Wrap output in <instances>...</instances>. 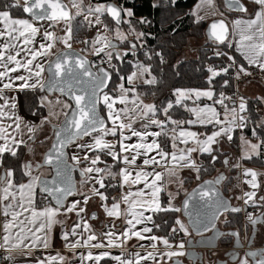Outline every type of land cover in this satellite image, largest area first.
<instances>
[{
	"label": "snow or ice",
	"instance_id": "obj_1",
	"mask_svg": "<svg viewBox=\"0 0 264 264\" xmlns=\"http://www.w3.org/2000/svg\"><path fill=\"white\" fill-rule=\"evenodd\" d=\"M70 3L71 7L76 9L72 15L67 10L68 5L61 0H23V3L21 0H4V3L0 4V24L3 25L0 28V37L4 38V42L0 44V67L3 68V71H0V100L3 101L0 104V118L7 117L13 121L14 134L23 136L21 127L23 125V128L32 134L28 139L33 144L36 143V133L42 132L46 126L52 132L51 137L45 136L43 140H40V144L43 145L51 139L50 147L44 154V162L33 165L28 161L21 164V174L17 177L16 169L5 165L3 154L8 152L12 157H17L16 147L20 144H25L28 152L32 154H34V148L28 145L27 141L15 139V135L9 138L5 127L0 125V139L5 141L4 144H0V169H2L0 171V213L4 217L2 234H0V251L3 253L0 264H52L54 261H60L62 264H83L85 260L99 264L105 257L116 261L117 264H134L132 257H135V264H140L141 259H154L152 253L147 257H141L139 253H131L128 257L122 258L123 253L120 256H114L108 251L94 254L89 250L86 255L76 252V249L81 247L102 249L116 246V233L111 230L103 233L108 239L107 245L98 240L94 233H89L85 239L84 232L78 231L81 227L88 230L89 225L81 215L86 211L88 197L68 201V197L81 195L77 192L73 177L76 171H79L81 184L91 178L94 184L100 185V188L121 189L123 195L120 200L127 206L125 219L130 226L125 228L121 235L126 237L131 233L140 239L147 238L152 242L150 246L153 249L157 247L155 242L159 241L166 250L161 253L162 256L171 258L185 255L183 241L176 244L171 241L180 232H183L185 236L190 235V228L201 236L202 242L215 240L221 236H230L236 239L239 246L238 231L222 232L217 227L221 216L245 210L230 205L216 188V185L225 179L223 174L215 180L203 181L190 193L185 191L178 205L173 201L179 196L183 181H179V187L175 192H168L166 204L161 203L160 193L164 190L166 183L163 181V176L176 175L177 167L191 169L196 173L197 180L200 179L201 170L208 171L203 163H197L193 153L206 154L213 166L218 161L227 166V158L220 161L219 150L214 149L212 145H218L220 137H226L228 141H232V133L237 128L241 129L240 142L246 146L241 159H251L253 155L259 156L264 149V132L257 131V129L264 130V117L253 120L250 115H241L247 111L243 97H240L238 108L234 101L229 107L225 104V100H231V97L226 96L223 91L219 92L217 97L213 90L214 78L221 73L227 76L230 69L235 72L237 79L241 74L252 75V67L264 72V0H252V3L256 5L253 13H249L247 5L242 3V0H228L227 7L230 10L245 13L249 18L234 19L231 31L228 23L223 19L213 21L209 26V35L214 37L215 41L226 44L229 49L233 47V41L235 43L234 53L230 54L221 50L213 53L215 58L226 57V66L216 68L209 65L206 89L175 88L173 89V95L177 97L175 102L168 100L166 105L162 103L160 106L154 103L145 104L140 97L146 93H140L134 85L138 75L144 76L146 85L158 83L157 77L151 72L150 64L145 65L139 59H129L127 63L132 66L133 71L124 73L120 64L113 63V61L124 62L129 53L132 57H137L138 45L143 47V38L146 34L138 31L133 25V10L124 8L123 5L104 3L95 5L89 3L85 7L82 0H70ZM210 6H212V0H201L196 10L191 13L196 18L194 22L203 19L199 15L200 11ZM20 8L23 13L30 16V19L13 18V10ZM105 13L115 22V39L126 44V47L121 50L119 44L98 32L91 40V54L100 59V64L97 65L81 53L70 51L73 31L71 21L76 15H83L84 21H81V26L86 22L89 27H93L103 23L101 17ZM92 16L95 17L94 20L89 19ZM42 21H47V25L41 26L39 22ZM61 21L64 23V36L54 37V28ZM147 22L143 17L138 21L140 24ZM121 24L129 26L127 33L122 31ZM104 28L106 32L112 31L107 24H104ZM129 34H134L135 40L128 41ZM229 35L233 39H228ZM37 36L40 37L39 41L36 39ZM237 36L239 38L235 39ZM21 40L23 47H19L17 43ZM78 42L85 45L82 51H88V40ZM56 43H62L68 50L56 54L54 59H49ZM37 44L38 47H36ZM29 45L32 47H28ZM21 52L25 54L24 58L18 59ZM143 54L148 60H151L153 56L157 57L161 65L166 62L162 52L145 49ZM236 54H239L242 59L237 58ZM105 64L108 65L107 68ZM20 69H23L22 73ZM44 72L48 73L46 80L43 77ZM10 73H17V75L10 76ZM113 75L116 81H113ZM15 81L20 83L16 84ZM110 81L112 82L111 90L106 91ZM229 82L228 79H224L222 87L228 86ZM5 89L32 90L33 92L38 90L41 93L37 97V104L30 109V114L38 117V123L26 122L17 114L15 97H8ZM54 93H59L60 96L49 99V96ZM63 96H67L68 101L60 98ZM192 96H195L197 100L203 97L213 101L214 104L221 105L224 109V119L221 120L219 118L221 113L209 104L191 108L185 105L186 111L195 119H174L169 111L173 109V104L180 105L182 100ZM117 102L123 107L114 108ZM129 104L132 105L131 108ZM160 115L164 118L160 119ZM137 117L141 120L139 128L135 127ZM125 118H128L130 122L125 123ZM184 124H187L189 128L181 127ZM209 124L213 129L210 134L190 130L193 125L207 126ZM249 124L252 125V138L258 143H252L243 133V129ZM153 128L158 130L154 131ZM169 132L171 136L168 135ZM107 136H112L114 140L105 139ZM84 137H90V139L80 143L79 141H82ZM133 137L136 138L135 142H132ZM160 137L163 139H158ZM149 138H151L150 142ZM177 141L185 145L191 141L193 146L178 148ZM70 146L77 149L71 154V164L67 151ZM80 150L94 152L91 158L85 154L87 166L83 168L79 166ZM129 151L132 154L122 155ZM100 153L111 157L113 163L109 165L102 160ZM151 153L154 154L150 155ZM138 158H142L139 163ZM100 164L104 167H100ZM117 165H120L118 169ZM45 166L54 171L51 179L34 174V169L38 172ZM239 166V163L233 165V167ZM92 173H95V176L90 177L89 174ZM244 174L251 176L247 183L256 189L258 174L250 169H245ZM105 177L116 183L106 185ZM125 185L128 186L126 190ZM138 185L142 187H133ZM94 191L101 201L108 200L104 192L98 189ZM244 195L247 197L244 201L245 205H248L249 201L253 205L256 204V201L252 199L256 195L254 191L246 192ZM260 200L264 202V196L260 197ZM119 204L120 201L113 198L110 209L106 203L103 207L108 216H118ZM71 212L76 213L79 223L74 222L70 228H67L64 226L65 221L60 220L59 216L66 217L67 213ZM145 212L149 215H145ZM25 213L28 215H24ZM157 213L177 214L172 217L171 223L167 220L163 221L170 230L169 235L157 236L153 232V229L161 227L153 219V214ZM128 215L131 219L127 218ZM181 216L187 218V223L181 219ZM90 218L95 219V213ZM248 220L252 225L258 221L264 222V213H261L260 217H253L249 213ZM223 223L227 225L229 221L225 219ZM58 224L61 226L59 237L63 241L64 248L71 252V257L61 255L59 252L55 256L48 255L43 259L35 257L36 250L49 247L50 239ZM136 225H142V227L133 232ZM206 232H212L213 236L205 237ZM143 234L150 235L145 237ZM92 241L95 243H90ZM16 253L33 258L19 260ZM230 255L236 258L235 253ZM258 256L259 259H257ZM249 257L252 258L253 264H264V252L256 251H247L243 258L238 259V264H249ZM173 264H179V261H174Z\"/></svg>",
	"mask_w": 264,
	"mask_h": 264
},
{
	"label": "crops",
	"instance_id": "obj_2",
	"mask_svg": "<svg viewBox=\"0 0 264 264\" xmlns=\"http://www.w3.org/2000/svg\"><path fill=\"white\" fill-rule=\"evenodd\" d=\"M22 2H23V0H22ZM242 2H244L245 5H247L249 13H253L254 10L256 9V5L252 3V0H242ZM200 3H201V0H198L197 3L195 4V6L193 7V11L196 10V6ZM199 15L202 16L203 19L199 20L198 22H206L207 24L210 21L217 19V18H222V19L226 20L228 23V26L230 27V31H231L232 21L234 19H236V18H243V19L249 18V16L246 15L245 13H232V12L228 11L224 7L222 0H212V6L207 7L206 9H202L200 11ZM193 17L196 20L195 16H193ZM13 18H28V17L18 16V17H13ZM47 23L48 22H42L39 24L41 26H46ZM2 27H3V25L0 24V28H2ZM59 29L60 28L58 26L57 27L55 26L54 37L64 36L63 30L60 32L61 34L57 33V30H59ZM238 38L239 37L237 36L235 39H238ZM36 39H37V41H39L40 37L37 36ZM229 39L230 40L233 39L231 37V35H230ZM3 42H4V38L0 37V44H2ZM17 43H18L19 47H23L22 40L17 42ZM60 45L63 48H61ZM202 45H203V41H198L197 39H191L189 46H187L181 54L182 58L183 59H194L195 57H197L198 49ZM28 47H32V45H29ZM36 47H38V44L36 45ZM63 49H65V47L62 43H56L54 45L53 49L51 50V56L49 57V59H52L56 53H58L59 51H61ZM214 50L215 51L221 50V51L229 52L231 54V53H234V51H235V43L233 41V47L231 49H229V48H226V49L215 48ZM12 54H15V53H12ZM6 55H7V52H6ZM24 55L25 54L23 52H21L17 58L23 59ZM236 55L239 57V54H236ZM239 58L242 59L241 57H239ZM9 67H12V65H9ZM216 68H219V67H216ZM252 68H256V67H252ZM0 71H3L2 67H0ZM20 72L22 73L23 69H20ZM45 73L46 72L43 73L44 79H46ZM221 74H223V73H221ZM9 75L15 76V75H17V73H10ZM5 82H7V78H5ZM14 83L19 84L20 82L15 81ZM134 85L137 89L139 86H147L144 83V76L138 75L137 78H135V80H134ZM150 86H152V85H150ZM126 87H127V85H126ZM204 89H206V88H204ZM23 91H32V90H23ZM23 91H21V90L12 91L9 89H5V94L8 97H15V103L17 105L15 111L17 112V114L19 116L23 117L26 122L27 121L35 122L33 116H29V115L25 114L26 112L23 109L22 101H21L22 100L21 94ZM138 91L140 93H143L142 90H138ZM238 94H239V97L244 98V101L246 104H247V101L249 99H258L259 101L263 102L264 99H262V98H264V80H258V78L257 79L244 80L243 82H241L239 84ZM129 95H131V94H129ZM55 96H57V95H55ZM49 97H52V96H49ZM174 97L176 100L177 97L175 95H174ZM140 98L143 100V102L145 104L154 103L152 101V99L145 97L144 94L141 95ZM184 102H190L191 103L189 108L195 107V106L203 107L204 104H209V105H212L213 107H215L218 110V112L222 111V109H223L221 107V105L214 104L213 101L207 100L206 98H203V97L200 98L199 100H197L195 98V96H192L189 99L182 100L181 104ZM2 103H3V101L0 100V104H2ZM238 105H236L237 108H238ZM228 106L231 107L232 105L230 104ZM122 107H123V105H120L118 102L114 105V108H122ZM129 107L131 108L132 105L129 104ZM6 110L11 111L10 109H6ZM223 111H224V109H223ZM241 115H246V113H243ZM163 118H160V119H163ZM189 118L195 119V117L192 116L191 113H189V117L187 119H189ZM219 118L221 120H223L224 115L221 114ZM61 119H63V117H61ZM187 119H185V120H187ZM124 122L128 123V122H130V120L128 118H125ZM140 123H141V120L139 117H137L135 127L139 128ZM0 125H3L5 127V132L7 133L9 138H11V137H13V135H15V139H17V140L22 139L24 141H27V143L31 144L32 147L34 146L32 144V141L28 139V137L32 134L28 133L27 129L23 128V125L21 126L23 129V136H21L19 134H14L15 124L13 123L12 120L8 119L7 117L0 118ZM169 127H171V126H169ZM181 127L186 128V129L189 128V126L187 124H184ZM152 130L155 131L158 129L153 128ZM190 130L197 131L200 133L207 132L208 134H210L213 129H212V125L209 124L207 126L193 125V126H191ZM240 134H241V129L237 128L232 133L233 139H234V136H236L235 142L233 141V139H232V141H228L226 137H220V138H218L220 141L219 144L218 145L217 144L212 145V147L214 149L219 150V157L221 159H224L226 157L229 164L232 163L235 159H239L241 161L244 160V159H241V157L244 155V152L246 151V146L241 144L240 138H239ZM36 135H37V133H36ZM168 135L171 136V132H169ZM244 135H245V133H244ZM110 138H111V136L105 137V139H107L109 141H110ZM246 138H248V137L246 136ZM88 139H90V137H84V139L82 141H79V142L83 143L85 141H88ZM158 139H163V137H160ZM248 139H250V138H248ZM113 140H114V138L112 139V141ZM150 140H151V138H149V142H150ZM250 140L252 143H258V141H254L252 139H250ZM135 141H136V138L133 137L132 142H135ZM4 143H5V141L3 139H0V144H4ZM22 145H25V144H20L18 147H16L17 152H18L19 147ZM177 146H178V148H185V147H191L193 145H192L191 141L189 142L188 145L179 143V141H177ZM76 150L77 149L70 146L69 151H68L69 157H71V154L73 152H76ZM4 154H9V153L5 152ZM130 154H132V153L129 151V152L123 153L122 155H130ZM153 154L154 153H151L150 155H153ZM192 155L196 159L197 163H202V160H199L200 159L199 154L193 153ZM260 155H264V149L261 150ZM83 156H84L83 154L80 155L82 160L84 159ZM259 156L253 155L252 157H259ZM141 159L142 158H138V163L140 162ZM70 161H71V159H70ZM112 163L113 162L111 161L109 164L111 165ZM228 165L224 166V169L228 168ZM79 166L81 168H83V167L87 166V164H83V165H79ZM99 166L102 167L101 165H99ZM245 169L253 170L258 174L257 175L258 187L256 189H253L247 183V181L251 179V176H245V174H244ZM44 170L46 171V173L44 175L42 173H40V170L38 172L34 171V174L50 177L51 171L49 169H44ZM158 170H160V169H158ZM238 172H239V170H238ZM193 173H195V172H193L191 169H189L187 167H185V168L177 167V174L176 175L168 176L167 174H165L163 176V181L166 183L164 184V190H162L160 193L161 203L166 204L168 201V192H175L177 190V188L179 187V181H183V188L181 189L179 196H177L175 198V200L173 201L175 204L178 205L180 203V201L183 199L185 191H187V192L189 191L188 188L186 187V186H188L187 185V177L188 176H186V175L193 174ZM89 175H90V177H92V176H95V173H92ZM239 176H240V181H239V184H237L239 186V192H240V186H243V193L244 194L246 192H253V191L256 193V195L252 198L253 200L256 201V204L253 205L252 202L249 201L250 207H252V208L256 207L259 210L257 213L253 214V217H256V216L260 215L261 213H264V202H262L260 200V197L264 196V166L261 168L255 167V166H248V167L246 166V167H244V169L241 172H239ZM77 178H78V184H77L78 190L77 191L79 193H81V195L80 196H72L68 199V201L78 200V199L82 200L83 197H85V196L88 197V202L85 206L86 211L84 213H81V215L84 217V220L89 225L88 230H85L81 227L80 229H78V231L84 232V238L85 239L87 238V235L89 233H94L97 236L98 240L103 241V243L105 245L108 244V239L106 236L103 235V233L108 232L109 230L116 233V241H115L116 246H109V247H105L102 249L81 247V248L76 249L77 253H84L86 255L89 250L92 251L94 254H98L101 251H108L114 256H120L123 253L122 258L128 257L129 254H131V253H139V255L141 257H147L148 254H150V253L154 254V259H141L140 264H170L173 259L180 257L179 256V257L169 258L166 255L162 256L161 253H164L166 250H165L164 245L162 243H160L159 241L155 242L157 244V247L155 249H153L150 246V243H152V242H150L147 238L140 239L131 233H129V235L126 237L122 236L121 233L125 230V228L130 227L127 225V222L125 219L127 206L123 203V201L120 200V197L123 195L122 190L118 188L119 193L116 195V197H114L117 201H120L119 208H118L119 215L110 217L107 215L103 205L106 203L110 209L113 201L112 202L101 201L99 195H97L96 192L94 191V189H98L100 192L105 193L103 188H100L99 184H94V181L91 178H89L88 181L84 184L80 183L81 177H77ZM106 180H108L107 177H105L104 183ZM114 183H116V181H114ZM127 187L128 186L125 185V190L127 189ZM133 187L134 188L142 187V185L133 186ZM244 194H243L242 201H245V199H247V197ZM17 199H19V196H17ZM239 203H242V202L239 201ZM93 213H95V215H96L95 219L90 218ZM24 215H28V213H25ZM145 215H149V213L145 212ZM127 218L131 219V216L128 215ZM3 219H4V217H3L2 213H0V234H2ZM59 219L65 221L64 226L67 228H70L74 222L79 223V221L77 219V215L75 212L67 213L66 217H65V215H60ZM153 219H154V215H153ZM181 219L183 220V218H181ZM141 227H142V225H136L132 231L133 232L138 231L141 229ZM60 228H61V226L58 224L55 228V233H54L53 237L50 239L49 247L47 249L36 250L34 252L35 257H39V258L43 259L44 257H46L48 255L55 256L58 252L61 255H64L66 257H71V255H72L71 252H68L64 248L63 241L59 237ZM13 231H15V229H13ZM258 231H259L258 235L256 236L254 244H253L254 248L264 247V222L260 223V225L258 226ZM143 235L145 237H147L150 234H143ZM187 237H189V236H187ZM187 237L185 238V240H186L185 246L188 243ZM121 241H122V243H121ZM90 243H95V241H92ZM141 245H142V247H141ZM16 255L18 256L19 260L32 259L33 258L31 256H29V257L22 256L19 253H16ZM132 258H133V261L135 264V257H132ZM52 264H62V262L54 261V262H52ZM83 264H94V261L85 260L83 262ZM99 264H117V262L105 257L104 259H102L99 262Z\"/></svg>",
	"mask_w": 264,
	"mask_h": 264
},
{
	"label": "trees",
	"instance_id": "obj_3",
	"mask_svg": "<svg viewBox=\"0 0 264 264\" xmlns=\"http://www.w3.org/2000/svg\"><path fill=\"white\" fill-rule=\"evenodd\" d=\"M98 3H115L120 6L123 5L124 8H130L134 12L132 17L133 25L138 31H142L146 34L144 39L145 49H152L153 51L162 52L165 63L160 64L159 59L155 56L151 60H148L144 56L142 50H138L137 59L144 63L145 65H151V72L157 77L158 83L155 85L139 86L138 90H142L145 97L152 99L154 104L160 106L162 103L166 105L168 100L175 102V97L173 95V89L182 88H199L204 89L208 87L207 77L209 73L207 72V67L217 63L216 67L226 66L227 59L226 57L215 58L213 56L215 48L226 49V44H216L210 41H207L205 35V27L207 26L206 22H194L195 19L191 15L193 7L198 0H92ZM4 0H0V4H3ZM155 5V6H153ZM13 17L23 16L27 17L22 8L14 9L12 12ZM146 18L147 23L140 24L138 21L140 18ZM104 22L111 25L115 28V23L111 18H109L106 13L104 16ZM81 18L73 19V38L74 41L83 40L88 36V28L86 22L81 26ZM124 26L122 24L120 27ZM112 29V28H111ZM191 39H197L198 41H203V45L198 49L197 57L194 59H183L182 52L189 46ZM126 45V44H125ZM138 48L139 45H138ZM129 57V56H128ZM237 58H239L237 56ZM126 58L124 62L114 61L115 64L121 65V70L124 73H130L133 71L132 66L127 63ZM136 59V57H135ZM240 59V58H239ZM229 74H231V69ZM229 74L225 76L221 74L218 77L214 78L213 90L219 95V92L223 91H233L234 82L230 79ZM224 79H228L230 82L228 86L222 87V82ZM113 81H116L115 75H113ZM112 82L110 84L109 90H111ZM154 93V94H153ZM41 93L37 90L33 91H23L21 94L22 97V106L25 114L33 116L30 114V109H33L34 105L37 104V97ZM258 104L264 109V101L261 102L258 99H249L247 101V111L246 114L250 115L253 120H257L262 115L254 109V105ZM185 105L190 107V102H184L180 105L173 104V109H170V114L174 119H187L189 117L188 111L185 109ZM45 114H46V110ZM37 117V116H36ZM159 118H163V115H160ZM252 125L249 124L243 132L245 135L254 140L251 135ZM258 132H264V130L257 129ZM52 135V132H51ZM233 141H236V136H234ZM31 145V144H28ZM46 148H49V140L45 143ZM17 157H12L10 154L4 155V163L7 166H10L16 169V176L18 177L21 174V164L30 161L33 164L32 153L28 152V149L25 145H22L18 149ZM264 155L259 157H252L251 159H244L242 163L248 166L263 167L264 166ZM199 160H202V163L205 168L208 169L207 172L201 170L200 179L197 183L208 179L214 178L219 174H223L225 179L222 182V191L226 196H234V190L238 188L240 176L237 167L233 165L237 164L238 159H235L232 163H228V168L218 173V168L224 167L219 161L213 166L210 163V160L206 154L200 155ZM219 160L222 161L219 157ZM35 164L38 161H34ZM33 164V165H35ZM119 165H117V169ZM2 171V169H0ZM26 181V177L24 178ZM109 183H114V181H107ZM195 186V185H194ZM191 189V188H190ZM189 189V190H190ZM108 196V202H112L113 198L119 193L118 188H104L103 189ZM154 220L161 227L160 229H153V232L158 236L169 235L170 230L163 223L164 220H167L169 223L172 222V217L177 214L171 213H157L153 214ZM182 218V216H181ZM229 223L225 225L222 223L223 229L238 231L241 234L242 220L241 213H229L226 218ZM185 240V238H184ZM234 237L223 236L219 240L223 245H231ZM186 240L184 241L185 244ZM218 244V246L220 245Z\"/></svg>",
	"mask_w": 264,
	"mask_h": 264
},
{
	"label": "rangeland",
	"instance_id": "obj_4",
	"mask_svg": "<svg viewBox=\"0 0 264 264\" xmlns=\"http://www.w3.org/2000/svg\"><path fill=\"white\" fill-rule=\"evenodd\" d=\"M67 3H68V7H70V9H71V12H72V14H74L75 12H76V9L75 8H73V7H71V3H70V0H65ZM82 3L85 5V7L89 4V3H91V4H93V5H95V4H100V3H98V2H95V1H92V0H82ZM106 14V13H105ZM104 14V15H105ZM77 18H81L82 20H84V16L83 15H76L75 16V18L74 19H77ZM89 19H95V17L94 16H92V17H89ZM124 19H127V17H124ZM101 20L103 21V23H101L100 25H97V26H93V27H89L88 25H87V28H88V31L87 32H89L88 33V36L87 37H85L83 40H88L89 41V45H88V51H83V53H84V55H86L91 61H94L95 62V64H100V59L98 58V57H96L95 55H92L91 54V40H92V38H94L96 35H97V33L99 32L101 35H106V36H108V38L110 39V40H112V41H116L117 42V44H119V47H120V49L121 50H123L125 47H126V45L125 44H123V43H120V41H118V40H116L115 39V28H113L111 25H109L108 23H105L104 22V18H103V16L101 17ZM71 24H72V30H73V20L71 21ZM87 24V23H86ZM104 24H107L108 25V28L109 29H111L112 31H110V32H106L105 31V28H104ZM60 29L59 30H57V33H59V34H61L60 32L63 30V27H64V23H63V21L62 22H60L58 25H57ZM56 26V27H57ZM128 25L127 24H124V26H122V27H120L121 29H122V31L123 32H125V33H127L128 32ZM73 32V31H72ZM127 40L128 41H133V40H135V35L134 34H129L128 36H127ZM71 42V48H75V49H77L78 51H80V50H82V46L81 45H83L82 43H79L78 41H74V38H73V33H72V40L70 41ZM61 46V45H60ZM61 48H63L62 46H61ZM142 48V51L141 52H144V50H145V46H144V44H143V47H141ZM140 49V48H139ZM81 52V51H80ZM138 55V54H137ZM131 56V54H129V57H127V59L128 58H131L130 57ZM136 59H137V57H136ZM141 62V61H140ZM113 63H114V61H113ZM105 67H108V65L107 64H105L104 65ZM107 91H110L109 89L107 90ZM113 95H116L117 93H112ZM56 97H59V96H52V97H49V99H56ZM61 99H63V100H65V101H68V100H66V99H64V97H60ZM21 99H22V97H21ZM246 107H247V104H246ZM246 113V112H245ZM247 115V114H246ZM262 115V114H261ZM262 117H263V115H262ZM33 118H34V121L35 122H37L38 123V117H36V116H33ZM261 118V117H260ZM36 119V120H35ZM244 130V129H243ZM37 139H36V143L35 144H33L34 146H33V148H34V154H32V158H33V164H35V162L34 161H40L41 160V158H42V155H43V152H45L48 148H46V145H45V143L46 142H48V140H49V143L51 144V139H48L43 145H41L40 144V140H43L44 139V137L45 136H48V137H51V130L49 129V127H45V129L42 131V132H37ZM111 138L113 139V137L111 136ZM110 138V141H112V139ZM89 140V139H88ZM27 144H29V143H27ZM50 146V145H49ZM77 151V150H76ZM81 154H83L84 156H85V154L89 157V158H91L93 155H94V152H92V151H87V152H85V150H80L79 151V155H81ZM100 155H101V158H102V160H104V161H106V162H108V164L112 161L111 160V157H109V156H106V155H104L103 153H100ZM83 156V157H84ZM238 163H239V167H237V169L239 170V172H241L243 169H244V167H246V165H244L243 163H242V161L241 160H239L238 159V161H237ZM88 163H90V161L88 162ZM83 164H86V161H85V159H80V165H83ZM102 167H104V165L103 164H100ZM110 165V164H109ZM119 167H120V165H119ZM223 170H225L224 169V167H221V168H218V173L219 172H221V171H223ZM40 173H42L43 175L46 173V171L43 169V170H40ZM186 176H188L187 177V185L188 186H186L187 188H188V190L190 189V188H192V186H194V185H196L197 184V182L199 181V180H197L196 178H195V176H196V173H193V174H188V175H186ZM109 180V179H108ZM108 180H106L105 181V184H107V181ZM110 181V180H109ZM104 189V188H103ZM234 192H235V195H234V201L233 202H235L236 204H238L239 203V201H242V197H243V186H240V192H239V186H238V188L237 189H235L234 190ZM181 200V199H180ZM227 216V215H226ZM226 216L224 217V218H222V221L220 222V227H222L221 225H222V223H223V221L225 220V218H226ZM242 228H243V225H242ZM246 228H245V226H244V228H243V230H245ZM179 235L178 236H175V239L173 240V241H171L173 244H176V243H179L180 241H183V243H184V238H186L187 236H185L184 234H183V232H180V233H178ZM189 236V238H190V235H188ZM246 236H247V233H246ZM188 238V237H187ZM188 238V239H189ZM231 247V245L229 246V245H223V243H220V245L218 246V249L217 250H215V251H212L213 252V258H209L208 257V254L205 252V260H204V264H214V259H216V258H220V259H223V254H222V250H224L225 251V249L226 248H230ZM184 252H185V244H184ZM217 253V254H216ZM243 258V257H242ZM238 264V263H237ZM250 264V263H249Z\"/></svg>",
	"mask_w": 264,
	"mask_h": 264
},
{
	"label": "water",
	"instance_id": "obj_5",
	"mask_svg": "<svg viewBox=\"0 0 264 264\" xmlns=\"http://www.w3.org/2000/svg\"><path fill=\"white\" fill-rule=\"evenodd\" d=\"M223 1V5L224 7L232 12V13H242V12H238V11H235V10H230L228 7H227V4H228V0H222ZM22 2V0H21ZM62 3L68 5V3L65 1V0H61ZM23 3V2H22ZM244 3V2H242ZM109 4H115V3H109ZM116 5V4H115ZM69 6V5H68ZM118 6V5H117ZM45 7H47L45 5ZM67 10L69 11L70 15H72V12H71V9L70 7L67 8ZM25 14V13H24ZM28 18H30V16L28 14H25ZM109 16V15H108ZM109 18H111V16H109ZM112 19V18H111ZM222 18H217V19H214L212 21H210L207 26L205 27V35H206V38H207V41H210L212 43H216V44H220L219 42L215 41L214 37H210L209 35V26L210 24L213 22V21H219L221 20ZM224 20V19H223ZM226 21V20H225ZM42 22H47V21H42ZM42 22H39V23H42ZM114 22V21H113ZM227 22V21H226ZM115 23V22H114ZM122 25V24H121ZM120 25V26H121ZM229 30H230V27H229ZM230 37V35H229ZM228 37V39H229ZM115 43H117L116 41H113ZM68 49H63L61 51H59L58 53L62 52V51H66ZM70 51H73V52H77V53H81L80 51H78L77 49L75 48H71ZM56 53V54H58ZM56 54L54 55V57L52 59L55 58ZM82 55H84L83 53H81ZM88 60H90L86 55H84ZM91 61V60H90ZM107 68V67H106ZM46 79L48 78V73L46 72ZM45 79V80H46ZM110 84H111V81L109 82V86L107 89H105L106 91L109 89L110 87ZM60 96L59 93H54L50 96ZM64 99L68 100V97L67 96H63ZM70 102V101H69ZM84 139V138H83ZM50 147V146H49ZM48 151V149L43 152V155H42V158L40 161H38L37 163H43L44 162V154ZM67 151H69V148L67 149ZM69 153V152H68ZM36 163V164H37ZM69 163L71 164L72 162L70 161V157H69ZM35 164V165H36ZM42 169H49L51 171L50 173V177L49 176H42V178L46 177L48 179H51L54 175V171L53 169H51L50 167L48 166H45V167H41L39 170H42ZM35 171V169H34ZM222 174V173H221ZM221 174H219L218 176H220ZM218 176L214 177V178H208V179H205L203 181H212V180H215ZM73 177H74V180L76 182L75 186H76V189L78 190V178L77 177H80V174H79V171H76L73 173ZM203 181L197 183L195 186H192V188L188 191L189 193L192 192L194 189H196ZM222 182L221 181L218 185H216V188L220 191V193L223 195V197L230 203V205L234 206L233 203H232V197L230 196H226L224 194V192L222 191ZM78 192V191H77ZM72 197V196H71ZM70 197H68L69 199ZM234 207H240V206H234ZM242 208V207H240ZM229 213H226L225 215H227ZM221 216L220 218V222L222 221V218L225 216ZM260 215L256 216V217H260ZM183 220L185 221V223H187V218L186 217H183ZM220 222L217 224V227L220 229ZM260 223H263V222H257L255 225H252L249 221L247 222V224L251 227V233H250V239L248 242H244L241 238H240V234H239V246H237V241L236 239L234 238V244H233V248L232 250L229 251V253H235V257L236 258H233L231 257L229 261H217L216 264H227V263H235L238 261L239 258H242L244 257V254L247 252V251H256V252H264V247L262 248H254L253 247V242H254V239L256 238L255 236H257V233H258V226L260 225ZM222 232H224L222 229H220ZM190 231V235L191 237L188 239V243L186 244L185 246V255L181 258H175L171 261L170 264H173L174 261H179V264H187V263H191V264H204V260H205V252H211L215 249H218V241H219V238L223 237H219L215 240H204L202 242V238L201 236L197 235L195 231H193L191 228L189 229ZM226 232V231H225ZM204 236L205 237H212L213 236V233L212 232H206L204 233ZM257 259H259V256L257 257ZM249 261H250V264H253V261H252V258L249 257Z\"/></svg>",
	"mask_w": 264,
	"mask_h": 264
},
{
	"label": "built area",
	"instance_id": "obj_6",
	"mask_svg": "<svg viewBox=\"0 0 264 264\" xmlns=\"http://www.w3.org/2000/svg\"><path fill=\"white\" fill-rule=\"evenodd\" d=\"M82 46V50L85 48V45H81ZM81 51V53H83V51ZM140 50H142V48L140 47ZM84 54V53H83ZM130 54V53H129ZM131 58L130 59H135V57H132L130 56ZM218 64L217 63H214L212 66L216 67ZM251 72H252V75H243L241 74L240 77L237 79L235 77V72L233 70H231V74H229V77L230 79L233 80L234 82V90L233 91H226L224 92L226 96L228 97H231V100H225V104L227 105H232V102L234 101L235 102V105H238L240 103V97H239V94H238V89H239V84L241 82H243L244 80H247V79H257L258 80H264V73L259 71L257 68H251ZM254 109L256 111H258V113L262 114L263 117H264V109L259 106L258 104H255L254 105ZM223 109L222 111H220L221 114H223ZM242 209H245V206H242ZM246 210V209H245ZM241 211L242 212V216H243V220H244V223H245V220L248 219V214L251 213L252 215L257 213L259 210L258 208L256 207H251V210L248 211ZM179 234H177L176 236H178ZM3 256V253L2 251H0V257Z\"/></svg>",
	"mask_w": 264,
	"mask_h": 264
},
{
	"label": "flooded vegetation",
	"instance_id": "obj_7",
	"mask_svg": "<svg viewBox=\"0 0 264 264\" xmlns=\"http://www.w3.org/2000/svg\"><path fill=\"white\" fill-rule=\"evenodd\" d=\"M230 197H232V203H233V205L234 206H240V207H242V206H245V211H248L249 212V210H251V207L249 206V204L248 205H245V202L244 201H241L242 203H238V204H236L235 202H233L234 201V196H230ZM243 198V197H242ZM241 213V220H242V225H243V228H244V226H245V230H243V228L241 227V234H240V238L246 243V242H248L249 241V239H250V233H251V227L247 224V222L249 221L248 219H246L245 220V223H244V220H243V216H242V212H240ZM226 216V215H225ZM224 216V217H225ZM223 217V218H224ZM220 227V226H219ZM220 229H222L224 232L225 231H228L227 229H223V228H221L220 227ZM259 232V231H258ZM246 233H247V236H246ZM257 235H258V233H257ZM190 237H191V235H190ZM256 237V236H255ZM189 238V237H188ZM221 238H219V240H220ZM254 241H255V239H254ZM220 243V241H218V244ZM254 243V242H253ZM233 244H234V240L232 241V244H231V247L230 248H226L225 249V251L224 250H222L223 252H222V254H223V259H220V258H216V259H214V264H216L217 263V261H229L230 260V258L232 257L230 254L231 253H229V251L230 250H232V248H233ZM215 250H217V249H215ZM215 250H213V251H215ZM207 254H208V257L209 258H213V252L211 251V252H206ZM217 254V253H216ZM184 256V255H183ZM183 256H180L181 258L183 257ZM238 263V261L237 262H235V263H227V264H237ZM249 263H250V261H249ZM187 264H191V263H187Z\"/></svg>",
	"mask_w": 264,
	"mask_h": 264
}]
</instances>
